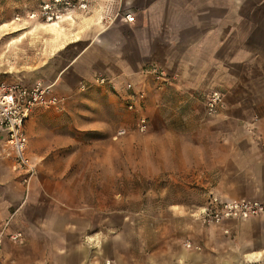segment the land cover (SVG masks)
I'll return each mask as SVG.
<instances>
[{
    "label": "crops",
    "instance_id": "0c3cea01",
    "mask_svg": "<svg viewBox=\"0 0 264 264\" xmlns=\"http://www.w3.org/2000/svg\"><path fill=\"white\" fill-rule=\"evenodd\" d=\"M139 1L142 4L135 10L133 0H90L86 11L56 22L77 23L82 18V24L95 28L97 39L92 41L91 49L83 48L75 59L80 82L105 76L127 91H143V113L149 120L144 133H161L157 146L171 137L166 154L171 155L175 172L199 170L194 167L197 162L207 165L200 171L210 172L211 153L206 149L212 147L223 149L218 157L226 156L228 149L240 160L247 157L252 170L264 173V0ZM123 11L132 12L134 22H125ZM74 33L75 41L79 37ZM88 50L92 54L95 51L96 61ZM152 62L172 75L167 83L161 84L143 71L150 66L144 64ZM33 75L40 80L39 73ZM59 80L55 76L50 82L57 93L54 84ZM153 86H158V94L172 90L185 99L187 94L199 91L200 99L196 97L201 106L204 94L216 89L224 94L227 108L222 116L208 121L188 112L177 118L179 124L187 125V131L168 132L166 118L154 113L163 101L153 97ZM95 89L107 95L100 107H114L116 92L107 85H95ZM59 90L65 96L78 92L70 88ZM71 104L68 99L63 110L36 108L27 119L28 151L37 164V172L26 186L0 149V264H80L67 259L65 221L68 208L70 214L83 217L82 208L76 210L77 205H82L81 195L77 198L75 192L82 186L84 132L103 130L104 122L84 125L79 119L74 127L68 125V109L77 107ZM208 123L214 127H206ZM245 125L251 126L250 132H244ZM167 133L169 137L165 138ZM2 139L0 131V148ZM201 156L207 159H199ZM218 164L215 171H227L225 159L222 167L221 162ZM72 166L73 178L68 175ZM260 186H264L263 179ZM16 231L24 239L11 243L8 235ZM71 251L79 249L72 247ZM243 257L264 264V249L247 252Z\"/></svg>",
    "mask_w": 264,
    "mask_h": 264
},
{
    "label": "rangeland",
    "instance_id": "374dc122",
    "mask_svg": "<svg viewBox=\"0 0 264 264\" xmlns=\"http://www.w3.org/2000/svg\"><path fill=\"white\" fill-rule=\"evenodd\" d=\"M40 1L0 0V79L29 84L37 80L33 75L37 72L41 81L50 83L59 76L54 87L60 95L63 92L59 88L78 91L63 95L65 101L69 99L71 105H77L68 109V125L74 127L79 119L84 125L104 122L103 130L84 132L82 186L75 192L77 198L81 195L82 205H77L76 210L81 211V207L83 217L70 214L68 208L67 259L80 264H259L246 260L243 254L264 249V214L230 220L229 232L224 233L220 226L204 225L198 213L212 195L264 203V186H260L264 173L252 170L247 157L240 160L229 149L226 156L218 157L223 149L212 147L206 149L211 153L210 172L200 171L207 167L200 162L194 166L199 170L173 171L172 157L166 154L172 143L169 133L165 136L168 140L157 146L161 133L134 130L136 113L125 108L122 92H111L115 104L107 108L100 107L107 95L95 89L96 84L79 90L81 79L75 71V59L83 48L92 47V41H96L95 28L82 24V18L77 23H46L30 17ZM141 4L142 1L133 0L135 10ZM74 31L79 37L75 41ZM88 51L96 61L95 51ZM167 76L161 84L172 75ZM156 88L153 86L150 91L163 103L154 113L166 118L168 132L187 131V125L179 124L177 118L188 112L208 121L226 111L214 117L207 115L197 101L199 91L187 94L185 99L172 90L158 94ZM205 126L214 127L210 123ZM245 126L244 132H250L251 126ZM246 143L244 140V146ZM157 152L165 154L160 156ZM224 159L227 171H215L218 162L221 167L224 165ZM73 169L74 166L68 172L71 178ZM75 176L78 180V173ZM72 247L79 252L72 253Z\"/></svg>",
    "mask_w": 264,
    "mask_h": 264
},
{
    "label": "built area",
    "instance_id": "2783aa9c",
    "mask_svg": "<svg viewBox=\"0 0 264 264\" xmlns=\"http://www.w3.org/2000/svg\"><path fill=\"white\" fill-rule=\"evenodd\" d=\"M90 0H41L38 8L30 17L43 21H52L61 16L70 17L75 12L86 11ZM125 22H134L132 12L123 11ZM152 74L161 83L167 74L157 65H150L143 70ZM89 84L107 85L116 93L122 92L125 97V108L136 113L134 130L144 133L148 129L149 120L143 113V91H127L116 81L105 76H97L93 83H79V90H85ZM122 90V91H121ZM120 91V92H118ZM65 97L54 91L51 83L36 80L29 84L10 82L0 79V131L3 134V156L11 161V169L26 186L37 172V164L28 151V137L25 123L36 108L61 110ZM204 110L209 116H218L227 108L224 94L216 89L207 91L203 96ZM264 214V203L256 200L223 198L212 195L206 204L199 209L201 222L206 226H220L224 233L229 232L228 221L244 220ZM3 233H0V246ZM12 242H20L23 235L20 231L8 235ZM187 242L186 246L190 247Z\"/></svg>",
    "mask_w": 264,
    "mask_h": 264
},
{
    "label": "bare ground",
    "instance_id": "6f19581e",
    "mask_svg": "<svg viewBox=\"0 0 264 264\" xmlns=\"http://www.w3.org/2000/svg\"><path fill=\"white\" fill-rule=\"evenodd\" d=\"M64 17H66V16H61L59 19H54V20H52V21H45L46 23H54V22H57L58 20H60V19H62V18H64ZM61 30V29H60Z\"/></svg>",
    "mask_w": 264,
    "mask_h": 264
}]
</instances>
